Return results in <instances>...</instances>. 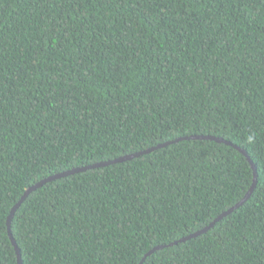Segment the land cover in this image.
<instances>
[{
	"label": "trees",
	"instance_id": "16d2710c",
	"mask_svg": "<svg viewBox=\"0 0 264 264\" xmlns=\"http://www.w3.org/2000/svg\"><path fill=\"white\" fill-rule=\"evenodd\" d=\"M264 264V0H0V264Z\"/></svg>",
	"mask_w": 264,
	"mask_h": 264
},
{
	"label": "water",
	"instance_id": "95a60500",
	"mask_svg": "<svg viewBox=\"0 0 264 264\" xmlns=\"http://www.w3.org/2000/svg\"><path fill=\"white\" fill-rule=\"evenodd\" d=\"M183 140H212V141H215L217 143H225L227 145L233 146L234 148H236L238 151H240L247 158V160L249 161V163H250V165H251V167H252V169L254 171L253 184H252L251 188L249 189L248 193L245 195V197L243 198L242 201H240L236 206L232 207L230 210H228V211L224 212L223 214H221L209 226H207V227L203 228L202 230H199V231L195 232L194 234H192V235H190V236H188L186 238H183L180 241L175 242V243H173L171 245H176L178 243H183V242H186L188 240L194 239V238H196V237H198V236H200L202 234L207 233L210 229H212L215 226V224L218 221H220L221 219H223L227 215L231 214L234 210L238 209L241 205H243L250 198V196L254 192V189H255V187L257 185V169H256V166H255L254 162L251 160V158L249 157L248 153L245 150H242L241 148L237 147L236 145H234L231 142H228V141H226V140H224L222 138H217V137H212V136H191V137H185V138H178V139H176L174 141H170V142H166L164 144H160V145H158L156 147L147 149V150H145L143 152L135 153V154L128 155V156H123V157L117 158V159H115L113 161L101 162V163L94 164V165H91V166H86V167H82V168L72 169V170H69V171H66V172L51 176V177H49V178H47L45 180H42V181L38 182L34 186L28 188L26 190V192L24 193L23 197L21 198V200L18 202V204H16L12 208L11 213H10V215L8 217V232H9V236H10V239L12 241V244H13L15 250H16V253H17L18 264H23V260H22V255H21L20 249H19V247H18V245L16 243V240L13 237L12 232H11V223H12V219H13L16 211L21 207L22 203L24 202V200L26 199V197L28 195H30L32 192L36 191L37 189L43 187L48 182H51V181H54V180H57V179H61V178H64V177H67V176H70V175H73V174L81 173V172H84L86 170L95 169V168H103V167H107V166L112 165V164L129 161V160H132V159L137 158L139 156L151 153V152H153V151H155L157 149L164 148V147H166L168 145H171L173 143H176V142H179V141H183ZM165 247L166 246H158V247L154 248L153 250H151L148 254H146V256L143 258V260L140 262V264H143L145 259L148 256L154 254L158 250L164 249Z\"/></svg>",
	"mask_w": 264,
	"mask_h": 264
}]
</instances>
